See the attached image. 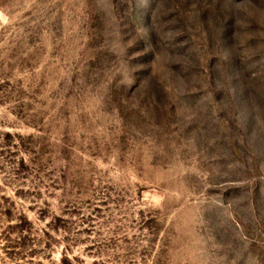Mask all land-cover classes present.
<instances>
[{
	"label": "rangeland",
	"instance_id": "374dc122",
	"mask_svg": "<svg viewBox=\"0 0 264 264\" xmlns=\"http://www.w3.org/2000/svg\"><path fill=\"white\" fill-rule=\"evenodd\" d=\"M0 264H264V0H0Z\"/></svg>",
	"mask_w": 264,
	"mask_h": 264
}]
</instances>
